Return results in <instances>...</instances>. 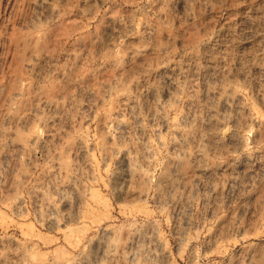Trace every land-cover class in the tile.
<instances>
[{"label": "rangeland", "instance_id": "1", "mask_svg": "<svg viewBox=\"0 0 264 264\" xmlns=\"http://www.w3.org/2000/svg\"><path fill=\"white\" fill-rule=\"evenodd\" d=\"M0 264H264V0H0Z\"/></svg>", "mask_w": 264, "mask_h": 264}, {"label": "bare ground", "instance_id": "2", "mask_svg": "<svg viewBox=\"0 0 264 264\" xmlns=\"http://www.w3.org/2000/svg\"><path fill=\"white\" fill-rule=\"evenodd\" d=\"M120 123L121 124L124 123V120L123 119H120V120L117 121V124H120ZM80 148L84 152V150H85L84 146L81 145Z\"/></svg>", "mask_w": 264, "mask_h": 264}]
</instances>
